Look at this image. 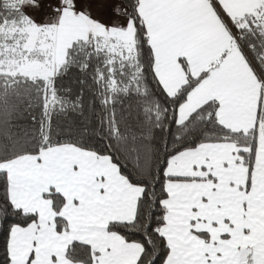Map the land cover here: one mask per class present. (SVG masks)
<instances>
[{
	"label": "snow or ice",
	"instance_id": "6c2138e0",
	"mask_svg": "<svg viewBox=\"0 0 264 264\" xmlns=\"http://www.w3.org/2000/svg\"><path fill=\"white\" fill-rule=\"evenodd\" d=\"M0 264H264V0H0Z\"/></svg>",
	"mask_w": 264,
	"mask_h": 264
}]
</instances>
